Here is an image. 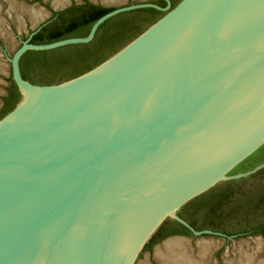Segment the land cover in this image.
Returning a JSON list of instances; mask_svg holds the SVG:
<instances>
[{"label":"water","instance_id":"95a60500","mask_svg":"<svg viewBox=\"0 0 264 264\" xmlns=\"http://www.w3.org/2000/svg\"><path fill=\"white\" fill-rule=\"evenodd\" d=\"M166 1L15 53L21 100L0 132L26 114L21 135L0 143V264H163L183 236L143 249L165 221L191 229L264 173L231 174L264 145V0ZM145 7L170 10L93 70L55 85L23 80L26 51L88 43L107 19ZM32 11L34 26L49 17Z\"/></svg>","mask_w":264,"mask_h":264},{"label":"trees","instance_id":"16d2710c","mask_svg":"<svg viewBox=\"0 0 264 264\" xmlns=\"http://www.w3.org/2000/svg\"><path fill=\"white\" fill-rule=\"evenodd\" d=\"M171 9L178 5V0H171ZM158 7L168 6L165 0H157ZM115 10L86 2L85 5H75L65 10L53 11L51 21L35 36L31 43L47 45L71 38H84L90 34L94 24L103 16ZM165 12L152 7L138 8L115 15L100 25L94 39L88 43L70 44L51 50H29L20 60V71L23 80L36 85L60 84L93 70L119 50L141 35L151 25L155 24ZM25 59L27 61H25ZM8 88L10 95L5 98L8 103L10 96L18 93V87L11 78ZM21 100L19 95L12 105L0 112V120L13 111ZM264 155V145L250 157L240 163L231 174L243 173L251 170L254 163ZM264 167L256 171L259 174ZM210 191L201 196H209ZM197 197L187 203L181 210L200 204ZM218 197V196H217ZM216 196H209L216 200ZM189 229L175 220H167L160 227L153 238L147 243L143 251H151L154 246L172 235H185ZM251 235L264 237V223L250 232Z\"/></svg>","mask_w":264,"mask_h":264},{"label":"rangeland","instance_id":"374dc122","mask_svg":"<svg viewBox=\"0 0 264 264\" xmlns=\"http://www.w3.org/2000/svg\"><path fill=\"white\" fill-rule=\"evenodd\" d=\"M86 1L117 9L154 4L157 0H68L65 7L58 9L54 8L55 3L63 4V0H0V106L9 85L14 55L31 33L50 19L54 9L58 12ZM29 8L34 9L32 12L44 9L49 17L34 26ZM263 223L264 173L189 223L197 234L188 228L180 236L187 241L188 256L194 264H204L206 260L208 264H264V237L250 234ZM170 256L175 259L174 254Z\"/></svg>","mask_w":264,"mask_h":264},{"label":"bare ground","instance_id":"6f19581e","mask_svg":"<svg viewBox=\"0 0 264 264\" xmlns=\"http://www.w3.org/2000/svg\"><path fill=\"white\" fill-rule=\"evenodd\" d=\"M222 0H202L201 2V8L206 7L215 3H218ZM195 8L188 11H193ZM198 9V7H197ZM187 11V12H188ZM33 17H37L38 15H42L43 13L41 11L39 12H32ZM25 100L21 108H25L28 104L30 90L23 89ZM26 111V110H25ZM26 112L20 113L18 116L14 117V119L7 123V125L2 129L0 132V143H10L12 140L17 138L22 133L24 118H25ZM187 241H185L184 238H178L177 242L175 243L174 247L172 248L171 252L167 256L166 260L163 264H194L192 263V259L190 260L189 254L187 251L186 244ZM170 254L175 255V259H171ZM177 256V257H176ZM207 263V260L206 262ZM204 263V264H205ZM199 264V263H195ZM208 264V263H207Z\"/></svg>","mask_w":264,"mask_h":264},{"label":"flooded vegetation","instance_id":"af4514ba","mask_svg":"<svg viewBox=\"0 0 264 264\" xmlns=\"http://www.w3.org/2000/svg\"><path fill=\"white\" fill-rule=\"evenodd\" d=\"M166 1V0H165ZM170 1V3H171V0H169ZM86 2H90V1H86ZM85 2V3H86ZM167 2V1H166ZM85 3H82V4H75V5H85ZM90 3H92V2H90ZM92 4H94V3H92ZM95 5V4H94ZM171 5H172V3H171ZM100 6H103V7H105V8H113V7H107V6H104V5H100ZM116 9V8H115ZM53 16H54V14L52 13V16H51V18L47 21V22H45L44 24H42V25H40L36 30H34L32 33H31V35H30V37L28 38V40L27 41H29V43L30 44H32L31 43V40H32V38H33V36H35L37 33H39L50 21H51V19L53 18ZM33 45H35V44H33ZM48 45V44H47ZM29 51V50H28ZM27 52V51H26ZM25 52V53H26ZM24 53V54H25ZM23 54V55H24ZM22 55V56H23ZM22 58V57H21ZM21 58H20V60H21ZM20 60H19V69H20ZM25 61H27L26 59H25ZM20 74H21V71H20ZM22 76V75H21ZM13 79V72H12V69H11V77H10V79ZM10 79H9V85H8V87H7V89H6V94H5V96L2 98V104H1V106H0V112H1V114L4 112V108H6V107H9L10 105H12V102H13V100H16L17 98H18V96L20 95L21 96V93H20V91H19V89H18V93H15L14 95H12V96H10V99H9V101H8V103H5V98H7L9 95H10V92H9V87H10V85H11V81H10ZM14 80V79H13ZM15 82V81H14ZM16 83V82H15ZM18 87V86H17ZM262 165H264V155L263 156H260V158L258 159V160H256L254 163H251L250 164V166L252 167L251 168V170H249V171H247V172H250V171H252V170H254V169H256V168H258V167H260V166H262ZM247 172H243V173H238V174H244V173H247ZM236 175V174H235Z\"/></svg>","mask_w":264,"mask_h":264},{"label":"crops","instance_id":"0c3cea01","mask_svg":"<svg viewBox=\"0 0 264 264\" xmlns=\"http://www.w3.org/2000/svg\"><path fill=\"white\" fill-rule=\"evenodd\" d=\"M95 5H97V4H95ZM124 12H126V11H124ZM121 13H123V12H121ZM119 14H120V13H119ZM117 15H118V14H117ZM107 20H108V19H107ZM102 24H103V23H102ZM94 25H95V24H94ZM92 28H93V27H92ZM91 30H92V29H91ZM97 31H98V30H97ZM90 33H91V31H90ZM96 33H97V32H96ZM95 35H96V34H95ZM88 36H89V35H88ZM88 36H87V37H88ZM84 38H86V37H84ZM71 39H75V38H71ZM77 39H78V38H77ZM93 39H94V38H93ZM93 39H92V40H93ZM66 40H68V39H66ZM92 40H91V41H92ZM78 44H79V43H78ZM65 46H66V45H65ZM58 48H59V47H58ZM50 50H51V49H50Z\"/></svg>","mask_w":264,"mask_h":264}]
</instances>
